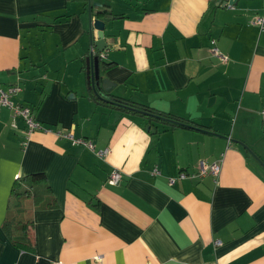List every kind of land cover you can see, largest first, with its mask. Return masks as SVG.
I'll return each mask as SVG.
<instances>
[{
  "label": "crops",
  "instance_id": "1",
  "mask_svg": "<svg viewBox=\"0 0 264 264\" xmlns=\"http://www.w3.org/2000/svg\"><path fill=\"white\" fill-rule=\"evenodd\" d=\"M90 12L103 93L174 122L89 89ZM263 16L264 0H0V86L44 128L0 109V264H264ZM201 161L219 176L178 178Z\"/></svg>",
  "mask_w": 264,
  "mask_h": 264
},
{
  "label": "built area",
  "instance_id": "2",
  "mask_svg": "<svg viewBox=\"0 0 264 264\" xmlns=\"http://www.w3.org/2000/svg\"><path fill=\"white\" fill-rule=\"evenodd\" d=\"M254 25L258 26L261 31L264 32V16L259 17L254 20ZM92 53H94V48L92 47ZM212 52L217 57H222L219 53V51L216 48L212 49ZM102 58H105L102 55ZM20 90L18 86H10L7 89H4L0 86V109L2 107H7L13 111V122L12 126L14 128H17V119L21 118L25 122L26 125V134L28 137H30L36 130H44L42 125L34 118L33 112L30 108L22 107L19 105H16L12 101V97ZM263 118H264V111L262 112ZM60 136L71 138L74 144H85L90 148H93V143L90 141H85L82 139H74L71 134H61ZM100 156H105L107 154V151H101L98 153ZM157 172V171H156ZM221 172V165L220 163H207L205 161H201L198 167V171L195 173H187L185 171L181 172L179 174V179H187V178H201L206 175H212L215 177H218ZM122 179V173L118 170H115L111 173L108 183L110 185H118L121 182ZM174 182V180H173Z\"/></svg>",
  "mask_w": 264,
  "mask_h": 264
},
{
  "label": "water",
  "instance_id": "3",
  "mask_svg": "<svg viewBox=\"0 0 264 264\" xmlns=\"http://www.w3.org/2000/svg\"><path fill=\"white\" fill-rule=\"evenodd\" d=\"M90 26L91 29L94 28L97 31V40L94 45L97 47V53H91L90 56L87 58V80L89 89L92 90L97 97L104 101L111 102L112 98L108 97L107 94L103 92H108V86L110 83L109 79H104V74L106 69L102 68L103 65L101 59L103 54L104 48H107L108 45L105 41V23L99 19L92 20V14L90 12ZM118 116V115H117Z\"/></svg>",
  "mask_w": 264,
  "mask_h": 264
},
{
  "label": "trees",
  "instance_id": "4",
  "mask_svg": "<svg viewBox=\"0 0 264 264\" xmlns=\"http://www.w3.org/2000/svg\"><path fill=\"white\" fill-rule=\"evenodd\" d=\"M103 13L106 15H110V13L107 10H104ZM105 67H107L106 64H105ZM122 100L123 99L117 98V99H112L111 102L104 101V100H102V101L109 104L113 108L120 110V111L141 112V113L145 114L150 119V121L155 120V121H159V122L170 123V122H174L176 120L175 118H173L169 115L156 112V111L150 109L149 107L140 106V105L138 106L135 103H130V102L128 103V101H126V100L122 101ZM41 177H42V175H34L32 178L36 179V178H41Z\"/></svg>",
  "mask_w": 264,
  "mask_h": 264
}]
</instances>
